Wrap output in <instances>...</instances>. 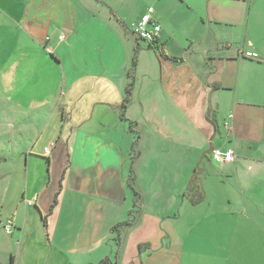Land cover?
Masks as SVG:
<instances>
[{"label":"crops","instance_id":"crops-1","mask_svg":"<svg viewBox=\"0 0 264 264\" xmlns=\"http://www.w3.org/2000/svg\"><path fill=\"white\" fill-rule=\"evenodd\" d=\"M136 1L90 0L88 8L87 0H0V88L8 96L4 99L11 115L7 124L25 132L28 129L20 127L26 121L43 119L34 145L37 150L26 155L24 172L31 185L26 189L30 199H23V215L29 214L27 206L35 205L52 233L50 252L67 264L98 263L113 241L121 256L133 251L137 262L135 246L140 241L122 240L129 226L112 227L127 215L132 203L125 190V164L134 141L120 144V140L128 131L136 133L142 119L183 121L202 131L203 141L190 145L179 131H173L184 185L197 184L204 190L211 175L218 180L237 176L246 164L247 171L263 169L253 166L263 161L259 151L251 148L255 142L258 148L264 145V52L260 46L264 34L260 22L251 20L259 0H140V8ZM149 6L162 30L157 48L147 46L149 68L145 64L139 68V60L130 64L131 51L140 49L131 28ZM224 27L243 28L233 32ZM230 34L238 38H227ZM60 35L65 38L59 40ZM240 37L246 47L225 43ZM221 41L227 52L220 50ZM246 52L255 56L247 57ZM230 62L234 65L225 69ZM241 120L248 123V130L254 124L258 134L253 127L255 137L238 135ZM51 124L55 126L50 134L42 137ZM49 142L54 145L44 156L43 147ZM214 148L232 150L233 160L214 167L210 155ZM190 150H198L197 166L195 161L191 164ZM42 159L46 178L41 175ZM70 179L89 186L90 191L69 186ZM202 189L200 199L191 206L206 198ZM232 202L231 197L224 199L225 204ZM21 206L16 204L10 215L15 228L10 234L23 229ZM226 211L238 214L231 207ZM172 232L177 244L183 245L180 237L187 243L193 230ZM216 252L228 254L220 255V262L238 263L237 246L224 243V238Z\"/></svg>","mask_w":264,"mask_h":264},{"label":"rangeland","instance_id":"rangeland-1","mask_svg":"<svg viewBox=\"0 0 264 264\" xmlns=\"http://www.w3.org/2000/svg\"><path fill=\"white\" fill-rule=\"evenodd\" d=\"M87 4L89 8L90 0H87ZM136 4L137 8H140L143 1L137 0ZM83 5H85L84 1ZM251 20L260 22L259 28L264 34V0H259L257 12L251 15ZM222 29L236 31L226 27ZM234 37L238 38L236 34H230L227 38ZM137 42L140 44V49L131 51L130 64H133V59L139 60V68L144 64L146 68H149L147 63L151 58V52L147 47L149 43L140 39ZM255 42H258V39ZM225 43H230L233 48L247 46L243 37L237 41L227 39ZM223 44L224 42L221 41L219 48L227 52ZM260 46L264 52V44ZM232 65L234 63L230 62V64H224V67L228 69ZM84 67L82 62V69ZM87 68L90 70V54H88ZM7 98L6 93L0 88V264H67L60 256L50 252L48 239H51L52 233L46 229L45 219L39 214L35 205L27 206L29 214L26 218L23 215V199H30L26 189L31 185V181L25 178L26 155L30 150H37L34 145L43 119H32L31 123L26 121L20 127L28 129L25 132L18 131L17 127H11L7 124L11 115L8 114L7 104L4 103V99ZM181 122L179 124L177 122L151 123L142 119L141 123L135 127L136 133L130 134L128 131L124 134V141L120 140V144H128L132 140L134 142L131 146V155L127 157L125 164V168L128 169L126 174L128 183L126 188L124 187L130 193L129 198L132 203L130 210L126 211L127 215L119 222H128L129 225L123 224L118 228L129 226L121 237L122 240H129L130 243L136 239L140 243L135 246L137 262L133 261V251H129L127 256H121L115 241L110 242L104 259L108 258L110 264H178L176 256L179 254V264H226L220 262V255L228 256V254L216 252V246L224 238V243L237 246V264H264V145L260 144L261 147L258 148L259 143L255 142L251 147L259 151L263 161L260 162L261 165L255 162L253 166L262 167V170L253 168L252 171H247L246 164L243 170L238 171L237 176L221 177L218 180L211 175V183L204 185V190L201 185L200 187H195L194 184L184 185L182 167L179 166L182 157L179 156L177 142L173 141L175 138L173 131H179L188 145L196 141L201 143L203 138L202 131L197 130L193 124ZM261 122L264 129V120L262 119ZM240 123L241 127L238 125L236 127L238 135L245 133L255 137L253 127L256 135L258 134V128L254 124H250L252 129L248 130V123H243L242 120ZM259 124L261 123H257ZM51 126L54 128L55 125L51 124L46 128L42 137L50 134ZM127 128L128 126L126 130ZM120 133L122 132L119 128L118 134ZM87 147H90V139H87ZM197 152L198 150H190L191 164L193 165L195 161V166L199 160V157H196ZM41 161L43 164L41 175L43 174L46 178V161L45 159ZM211 163L218 169L225 165L213 161ZM208 169L211 173L212 169ZM68 184L71 187L77 186L81 190L90 191L89 186L77 185L72 179ZM201 189L206 192V198L194 207L191 206V202L200 199L199 190ZM133 190L140 194L137 207L133 202L135 199ZM228 197L233 199L231 204L224 203V199ZM16 204H22L19 221L20 228L23 224V229L7 234L3 226L11 217ZM228 207L238 214H227ZM246 212L250 216H247ZM11 229L13 232L14 226ZM135 229L140 230L132 233ZM187 229L193 230L189 240L184 243L185 237L181 236L183 245H178L172 231ZM160 230H162V236ZM196 230L199 232H195ZM219 233L222 236H219ZM232 234L233 239H231ZM195 245L200 246V249L189 250V246Z\"/></svg>","mask_w":264,"mask_h":264},{"label":"built area","instance_id":"built-area-1","mask_svg":"<svg viewBox=\"0 0 264 264\" xmlns=\"http://www.w3.org/2000/svg\"><path fill=\"white\" fill-rule=\"evenodd\" d=\"M154 8L152 6L147 7L145 12L141 15L140 19L132 25V32L134 35L140 40L146 41L150 43H156L161 35V26L153 17ZM65 35H60L59 40H63ZM247 57H254L255 54L251 52L244 53ZM231 114L229 117L231 118ZM225 125H228V122H225ZM54 145L53 142H49L46 146L43 147V155L48 156ZM211 159L215 163H229L233 160V151L232 150H220V149H212L211 150ZM31 203L30 201L28 202ZM13 226V219L9 217L3 226L4 231L7 234L12 233L11 227Z\"/></svg>","mask_w":264,"mask_h":264},{"label":"trees","instance_id":"trees-1","mask_svg":"<svg viewBox=\"0 0 264 264\" xmlns=\"http://www.w3.org/2000/svg\"><path fill=\"white\" fill-rule=\"evenodd\" d=\"M138 39H139V38H138ZM156 43H157V42H156ZM156 43H150L149 45H150L151 47H156V48H157ZM128 90H129V89H128ZM194 186L197 187V184H194ZM198 187H199V186H198ZM190 189H191V188H190ZM133 191H134V193H135V199L133 200V202H134V206L137 207L138 202L140 201V194H139L137 191H135V190H133ZM54 206H55V199H54V201L52 202V204H51V206H50V212H51V210L53 209ZM123 224H125V226H126V225H129L128 222H121V223H117V224L114 225L112 228H113V229H114V228H117V227H119V226H122ZM11 261H12V259H11ZM97 264H110V261H109L108 258H105V259L101 260L100 262H98Z\"/></svg>","mask_w":264,"mask_h":264}]
</instances>
